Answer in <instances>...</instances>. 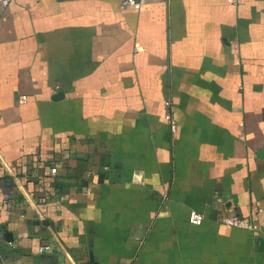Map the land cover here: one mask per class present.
<instances>
[{"label":"crops","instance_id":"obj_1","mask_svg":"<svg viewBox=\"0 0 264 264\" xmlns=\"http://www.w3.org/2000/svg\"><path fill=\"white\" fill-rule=\"evenodd\" d=\"M0 264H264V0H0Z\"/></svg>","mask_w":264,"mask_h":264},{"label":"built area","instance_id":"obj_2","mask_svg":"<svg viewBox=\"0 0 264 264\" xmlns=\"http://www.w3.org/2000/svg\"><path fill=\"white\" fill-rule=\"evenodd\" d=\"M128 2H134V0H127ZM2 4L5 5L8 0H1ZM165 110L163 113V117L168 125L169 131L170 133H174L177 130V121L175 119V117L173 116L172 113V101L171 99H166L165 102ZM51 171L54 172L55 171V167H51ZM203 214L201 212H198L196 210H190L189 215H188V219L190 220V222L193 223H200L203 219ZM226 223L228 224H235V225H242L244 220L237 218L235 216H230L228 218H224L223 219ZM48 245H43L41 246L39 249L42 250L43 248H48Z\"/></svg>","mask_w":264,"mask_h":264},{"label":"water","instance_id":"obj_3","mask_svg":"<svg viewBox=\"0 0 264 264\" xmlns=\"http://www.w3.org/2000/svg\"><path fill=\"white\" fill-rule=\"evenodd\" d=\"M61 93H58L56 96L60 95Z\"/></svg>","mask_w":264,"mask_h":264}]
</instances>
